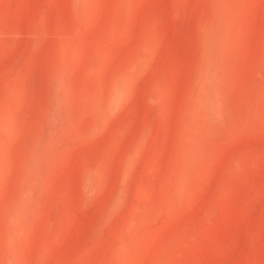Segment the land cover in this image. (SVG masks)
<instances>
[{
    "label": "rangeland",
    "instance_id": "374dc122",
    "mask_svg": "<svg viewBox=\"0 0 264 264\" xmlns=\"http://www.w3.org/2000/svg\"><path fill=\"white\" fill-rule=\"evenodd\" d=\"M0 264H264V0H0Z\"/></svg>",
    "mask_w": 264,
    "mask_h": 264
}]
</instances>
